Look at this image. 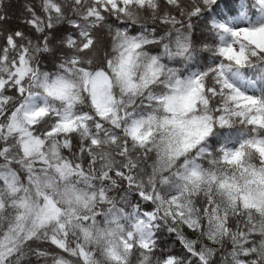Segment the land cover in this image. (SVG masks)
Masks as SVG:
<instances>
[{"label": "snow or ice", "instance_id": "6c2138e0", "mask_svg": "<svg viewBox=\"0 0 264 264\" xmlns=\"http://www.w3.org/2000/svg\"><path fill=\"white\" fill-rule=\"evenodd\" d=\"M0 264H264V0H0Z\"/></svg>", "mask_w": 264, "mask_h": 264}]
</instances>
